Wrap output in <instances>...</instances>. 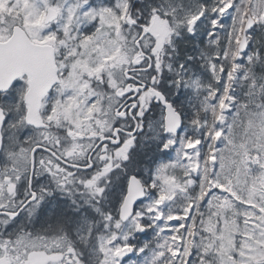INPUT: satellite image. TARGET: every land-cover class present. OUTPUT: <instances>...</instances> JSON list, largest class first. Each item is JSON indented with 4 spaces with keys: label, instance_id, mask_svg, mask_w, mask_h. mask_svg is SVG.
Returning a JSON list of instances; mask_svg holds the SVG:
<instances>
[{
    "label": "snow or ice",
    "instance_id": "snow-or-ice-1",
    "mask_svg": "<svg viewBox=\"0 0 264 264\" xmlns=\"http://www.w3.org/2000/svg\"><path fill=\"white\" fill-rule=\"evenodd\" d=\"M0 264H264V0H0Z\"/></svg>",
    "mask_w": 264,
    "mask_h": 264
},
{
    "label": "rangeland",
    "instance_id": "rangeland-1",
    "mask_svg": "<svg viewBox=\"0 0 264 264\" xmlns=\"http://www.w3.org/2000/svg\"><path fill=\"white\" fill-rule=\"evenodd\" d=\"M170 155H174V153L170 152L169 153ZM168 157H165V156H161L160 159H167Z\"/></svg>",
    "mask_w": 264,
    "mask_h": 264
}]
</instances>
